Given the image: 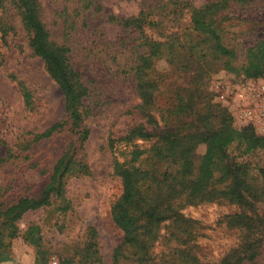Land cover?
<instances>
[{
  "label": "rangeland",
  "instance_id": "1",
  "mask_svg": "<svg viewBox=\"0 0 264 264\" xmlns=\"http://www.w3.org/2000/svg\"><path fill=\"white\" fill-rule=\"evenodd\" d=\"M33 1L49 41L65 51L87 89L81 133L72 130L63 95L29 46L31 34L19 10L0 0V202L10 206L38 198L69 149L82 165L61 178L60 192L50 196L48 206L15 222V236L5 238L7 257L0 264H34L36 251L28 241L32 229L48 264H172L179 249L206 264H264V149L245 152L243 145L229 146L230 166L215 167L204 192L211 194L174 201L178 214L166 211L164 221L155 223L158 237L149 251L148 245L141 250L140 244H125L111 217L121 194L113 147L142 150L147 155L142 168L149 170L157 140L130 139L148 115L160 122L159 129L179 131L188 144L194 142L185 178L189 186L206 150L200 135L216 130L221 117L261 137L252 126L240 124L237 114L242 89L264 82L241 71L247 49L264 37L262 0L230 1L214 17L224 46L234 53L230 64L189 23L191 7L219 0ZM141 13L147 18L142 31L119 21ZM171 34L180 44L168 48L167 43L163 54L152 59L146 74L155 83V106L143 110L135 80L139 57L147 43H166ZM24 92L31 96L29 106ZM145 126L149 133L160 131ZM159 205L169 208L170 201Z\"/></svg>",
  "mask_w": 264,
  "mask_h": 264
},
{
  "label": "trees",
  "instance_id": "2",
  "mask_svg": "<svg viewBox=\"0 0 264 264\" xmlns=\"http://www.w3.org/2000/svg\"><path fill=\"white\" fill-rule=\"evenodd\" d=\"M230 1L243 2L248 5L255 0H219L210 1L200 8L191 7L189 21L192 31L200 34L202 41L209 44L214 53L226 58L228 64L234 58V53L224 46L214 17L218 12L227 9ZM3 2H8L19 10L22 23L31 34L29 46L43 62L46 72L56 82L64 97L71 128L80 134L83 120L81 100L86 96L87 89L80 82L78 73L69 66L65 51L49 41V34L38 17L35 1L3 0ZM262 2L264 3V0ZM119 21L125 28H134L140 31L147 24V18L143 16V13L138 17L122 18ZM168 38L166 43L159 41L147 43V52L139 57L141 64L136 66L135 80H138L137 88L141 101L139 107L143 110H147L149 106L153 105L155 83L148 80L146 74V71L152 66V59L163 54L161 49H164V45L167 43H169L168 48L180 44L172 34ZM241 71L245 77L264 79V37L247 49ZM30 97L28 93L24 92V102L27 106L31 105ZM146 119V123L138 124L139 127L130 133V139L157 140L159 148L149 156L152 158L150 169L144 170L142 167L147 158H143V156L147 155H143L142 150L113 147L116 154L114 170L121 181V194L111 208V217L113 223L122 231L125 244L130 246L140 244L141 250L148 245L147 250L149 251L158 237L153 229L157 228L159 224L155 223L164 221L166 211L177 216L178 210L175 209V206L178 203H174V201L182 197L185 198V201L195 198L201 200L204 195L211 194V191L206 194L204 192L208 189L209 182L214 178L215 167L220 166L222 170H227L230 166L226 154L229 146L237 143L244 146L245 152H254L264 149V139L256 136L251 128L246 127L240 130L233 128L230 119L221 117L216 130H208L200 135V140L206 145V150L199 170L194 175L196 180L189 186L185 182V178L190 175L191 162L188 153L194 148V142L188 144L180 137L181 132L179 131L167 132L165 127L164 130L159 129L160 122L152 115H148ZM146 124L153 126L151 127L153 130L159 129L160 131L149 133ZM83 135L86 138L87 133L84 132ZM71 152L72 149H69L57 163L50 184L44 188L38 198L25 197L10 206H4L0 202V263L7 257L5 238L10 239L15 236V222L20 220L26 212L48 206L50 196L60 192L59 181L61 178L72 172L75 166L82 165L80 161L73 160ZM162 192L165 195L162 196ZM154 194H156L155 200H152ZM167 198L170 201V206L162 208L159 201ZM35 233L32 229L28 238L29 243L36 251L34 264H48L47 252L39 246V239L35 238ZM147 250L142 254V257L147 255ZM176 255V262L172 264H206L181 249L176 251Z\"/></svg>",
  "mask_w": 264,
  "mask_h": 264
},
{
  "label": "built area",
  "instance_id": "3",
  "mask_svg": "<svg viewBox=\"0 0 264 264\" xmlns=\"http://www.w3.org/2000/svg\"><path fill=\"white\" fill-rule=\"evenodd\" d=\"M237 118L242 125L252 126L264 138V82L250 83L239 95Z\"/></svg>",
  "mask_w": 264,
  "mask_h": 264
}]
</instances>
